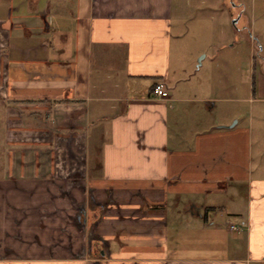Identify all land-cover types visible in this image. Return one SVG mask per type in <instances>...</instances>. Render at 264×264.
Segmentation results:
<instances>
[{"label":"crops","instance_id":"1","mask_svg":"<svg viewBox=\"0 0 264 264\" xmlns=\"http://www.w3.org/2000/svg\"><path fill=\"white\" fill-rule=\"evenodd\" d=\"M174 2L0 0V188L57 189L87 215H75L83 242L70 251L100 255L0 264H264V179H249L238 224L215 200L249 178L255 77L245 88L244 63L217 52L200 85L188 82L173 59ZM157 82L169 97H154ZM194 193L184 223L182 195Z\"/></svg>","mask_w":264,"mask_h":264},{"label":"rangeland","instance_id":"2","mask_svg":"<svg viewBox=\"0 0 264 264\" xmlns=\"http://www.w3.org/2000/svg\"><path fill=\"white\" fill-rule=\"evenodd\" d=\"M241 3L247 6L243 16L241 12L245 5H241ZM262 6H264V0H175L174 2L173 35L175 44L173 51L176 54L173 55V59L175 61L181 59L182 62L185 61L183 64H188V82L200 85V78H205L207 65L217 52L228 53L237 58L239 66L244 63V76L239 73L237 82L242 83L245 88L252 85L251 76L255 77L256 92L252 104L254 133L247 160L249 178L239 180L234 188L231 186L229 195H223L218 199L214 198L219 204H226L225 221L229 224H238L241 221L238 214L246 215L248 211L250 180L264 179V39L262 38L253 42L252 57L256 60V66L254 65V69L252 68L254 70H252V75H250L251 72L249 73L250 30L254 23L258 26L256 30L262 29L261 16L264 14V10L261 11ZM252 7L255 10L254 14ZM206 54L207 57L204 61L201 60ZM175 55H177V59ZM200 60L204 63L197 69ZM188 105L195 107L199 104L188 103ZM240 106L247 117L251 112L249 105L244 102ZM196 109L199 113L201 107L198 106ZM191 114L194 115L193 110ZM3 190L0 188V194ZM6 191L7 189L4 190V198H0V259L55 255L64 257L70 254L76 257L87 255V257L99 258L98 252L88 256V248L70 251L69 246L72 243L83 242V238L76 234L73 227L77 228L78 216L83 221L87 215L77 212L76 205L74 207V205L62 201L58 196L60 192L57 189L20 187ZM12 191H14L13 194ZM8 193L14 195L15 198L9 197ZM234 195L235 197H233ZM200 197V194L195 193L194 196L193 194L182 195V205L178 208L181 213L175 211L178 213L179 220H184V223L188 221L189 212L184 203L189 198L199 199ZM50 198L53 200L51 201ZM215 220L214 222L218 225ZM73 232L75 235L72 234ZM228 232H230L229 228ZM170 235L172 239L178 237L173 230L170 231ZM183 235H189V233ZM204 239L205 237H202V241ZM240 244L241 247L244 245V243ZM58 245H63V248H59ZM189 251L191 250H188L187 247L184 249L187 254H190ZM243 252L244 248L234 251L235 254L240 255ZM191 254L199 253L192 252Z\"/></svg>","mask_w":264,"mask_h":264},{"label":"built area","instance_id":"3","mask_svg":"<svg viewBox=\"0 0 264 264\" xmlns=\"http://www.w3.org/2000/svg\"><path fill=\"white\" fill-rule=\"evenodd\" d=\"M153 95L157 98H167L169 97V91L166 88V85L164 82H157L153 89ZM233 229L236 227L234 225L231 226Z\"/></svg>","mask_w":264,"mask_h":264},{"label":"water","instance_id":"4","mask_svg":"<svg viewBox=\"0 0 264 264\" xmlns=\"http://www.w3.org/2000/svg\"><path fill=\"white\" fill-rule=\"evenodd\" d=\"M201 62V60L199 61V63Z\"/></svg>","mask_w":264,"mask_h":264},{"label":"trees","instance_id":"5","mask_svg":"<svg viewBox=\"0 0 264 264\" xmlns=\"http://www.w3.org/2000/svg\"><path fill=\"white\" fill-rule=\"evenodd\" d=\"M155 86V85H154Z\"/></svg>","mask_w":264,"mask_h":264}]
</instances>
